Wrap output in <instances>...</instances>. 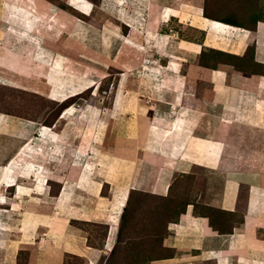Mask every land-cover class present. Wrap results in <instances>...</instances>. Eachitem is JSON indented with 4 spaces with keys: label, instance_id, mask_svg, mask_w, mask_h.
<instances>
[{
    "label": "crops",
    "instance_id": "1",
    "mask_svg": "<svg viewBox=\"0 0 264 264\" xmlns=\"http://www.w3.org/2000/svg\"><path fill=\"white\" fill-rule=\"evenodd\" d=\"M123 1L125 7L134 8L130 11L142 25L150 18L160 25L178 19L186 38L176 40L162 31L149 37L144 29L142 36H136L142 43L134 38L141 44L137 52H146L144 45L151 44L154 59L166 58L164 71L171 85L170 101H166L169 107L155 113L153 122L161 127L180 117L183 130L180 137L184 140L181 145H174L173 137L161 144L154 141L155 145L149 149L153 153L145 151L146 142L139 140L138 152L144 156H138L132 167L127 166L122 173L128 174L129 183L136 175L140 186H147L148 180L154 177L152 188L162 196L169 192L162 184L169 182L171 173L188 174L192 168L199 167L206 175L202 188L192 191L193 198L184 212L166 226L163 247L167 254L153 258L149 264H264V166L253 167L264 165V17L257 18L250 30L239 22L234 25L206 17L203 0ZM117 2L112 0L113 6ZM143 13L150 18H143ZM133 14L129 13L127 19L131 20ZM199 34L200 40L191 38ZM170 44H174V51L170 50ZM206 49L232 55L238 63L203 67L209 99L203 93L201 102L195 106L184 105L186 78L181 74L180 65L187 60L194 61ZM148 65L159 70V74L144 75L143 85L150 89L153 83L150 90L162 94L160 67L164 64L157 67L148 60ZM172 107H176L174 113L170 112ZM5 117L0 113V135H4L8 123ZM57 135V141L48 135L40 141L43 136L38 128L37 134L24 141L12 140L9 150L0 152V162L9 161L6 165L0 164V171L22 149L31 156V159L22 157L14 173L0 174V194L4 196L0 203V264H68V258L72 257L80 258L82 264H106L112 253L120 219L117 203L124 196L121 191L115 193L109 182L108 197L100 194L101 187L98 191L92 189L91 181L99 178L96 166L91 181L82 183L78 176L70 178L65 171L59 172L58 190L52 195L46 187L48 183L44 182L51 179L52 173L48 172H53L56 166L60 169L65 156ZM190 137H200V140ZM192 142L207 148L204 157L196 155ZM187 145L190 149L185 153L183 149ZM85 154L93 156L92 151ZM150 155L155 156L154 161L147 158ZM81 158L80 153L77 160ZM34 168L38 173L46 171L42 175L47 179L30 181ZM9 189H12L11 195L7 194ZM101 199L104 203H100ZM106 199H110V204L105 203ZM113 200L116 209H112ZM200 204L203 206L198 207ZM208 208L212 215L207 213ZM76 220L102 224L106 230L102 246L91 244L87 232L72 224ZM20 252H24L22 257Z\"/></svg>",
    "mask_w": 264,
    "mask_h": 264
},
{
    "label": "rangeland",
    "instance_id": "2",
    "mask_svg": "<svg viewBox=\"0 0 264 264\" xmlns=\"http://www.w3.org/2000/svg\"><path fill=\"white\" fill-rule=\"evenodd\" d=\"M86 1L89 7L92 4L90 15L87 16L76 12L68 4L72 3L69 0H31L30 7L35 9L40 18H46L53 11L59 24L62 14L76 21L74 26L61 21L64 27L58 24L57 30L51 32L40 23L37 37L39 47L31 56V51L24 52L28 46L23 41L17 38L12 40L11 37L16 34L28 37L38 32V28L25 19V14L22 15L24 11L13 6L12 0H0V81L3 82L0 83V113L8 120L4 135H0V152L8 151L12 140L24 141L30 135L37 134L41 125L52 128V134H59L65 153L60 169L56 166L53 172H48L52 174L46 187L53 194L58 190L59 172L65 171L70 178H74L72 165L79 164L77 159L83 149L85 153L92 151L96 139L99 141L96 144L99 152L121 157L113 175L106 176L107 183H111L117 192L122 187L120 182H129L128 174L122 173V170L127 166L132 167L133 160L136 161L138 156H144L138 152L140 148L137 145L140 139L151 137L147 124L154 121L155 113L160 109L169 107L166 101H170L168 98L171 97L169 77L165 76L164 71L166 58L159 56L154 59L151 44L144 45L146 52L123 46L121 39L124 36L132 37V32L125 23L115 19V16L124 17L115 9L112 0ZM201 4L212 18L232 19L249 27L254 25L257 18L264 17V0H203ZM46 7L50 9L49 12ZM126 10L132 12L129 7ZM147 16L143 13V18L149 19L150 16ZM182 25L178 19H172L167 24H157L156 29L168 32L177 40L186 38ZM191 38L200 40L202 37L199 34ZM169 47L175 50L174 44ZM145 59L157 67L164 64L160 67L163 75L161 85L164 87L162 94H156L149 86L143 85L141 75L147 73L143 67ZM225 62L238 63L232 56L214 49L202 50L194 61L183 62L179 68L183 78H186L182 103L195 106L201 102L200 95L203 93L209 99L208 80L203 67L217 68ZM58 69L62 71L60 76L57 74ZM47 76L52 84L57 83L56 79L62 81L60 86L65 89L79 80H86L90 87L63 108L64 103L49 98L51 89L45 84ZM64 111H67L66 118L62 119L60 116ZM158 136L155 134V139L159 140ZM85 153H81V156L84 157ZM196 155L204 157L201 153L196 152ZM150 156L147 158L154 161L155 156ZM111 158H97L99 166H96V175H104L105 169L101 166H107ZM0 164H5V161ZM205 176L199 167L192 168L188 174L171 173L169 192L162 196L152 192L154 177L148 180L147 186H140L135 175L130 183L133 189L115 233L116 242L106 264H149L153 258L167 254L163 247L166 226L182 214L186 204L193 198L192 191L198 192L202 188ZM82 179L90 180L89 175L79 180ZM100 187L102 196L108 197L111 185ZM93 188H96L94 183ZM11 192L12 189H9L7 194L11 195ZM72 224L87 232L91 244L102 246L106 233L102 224L80 220ZM23 254L20 252L21 257ZM67 261L68 264H82V260L77 257L68 258Z\"/></svg>",
    "mask_w": 264,
    "mask_h": 264
},
{
    "label": "bare ground",
    "instance_id": "3",
    "mask_svg": "<svg viewBox=\"0 0 264 264\" xmlns=\"http://www.w3.org/2000/svg\"><path fill=\"white\" fill-rule=\"evenodd\" d=\"M70 2L72 3H68L70 6H72V8L76 11V12H79L80 14H84V15H90V12H91V7H89L88 3L86 0H69ZM21 3V4H20ZM82 3H86V5L82 6L81 4ZM125 1L123 0H119V2L115 3L114 7L116 10H118V12L120 14L123 15L124 18H121V17H116L117 20H119L122 24L124 25H127L131 32H132V37L131 36H124V39H121V43L123 44V46H128V47H131V48H134L136 51H139V47H141V44L138 43L137 41L134 40V37L138 36V35H141L142 36V32H141V29H144L148 32V36H154L155 32L158 31L157 28V24H159V21L153 19V18H150L149 20H146L144 25L141 24V20L137 17L136 14H133L131 17V20H128L126 19L128 16H129V13L131 12H127L126 10V7H125ZM12 5L15 6V7H19L22 11H24V13H22V15L25 14V19H28L30 20V24L34 27H37L38 28V32H34L32 33L31 35H29L28 37L27 36H23V35H20V34H16V35H13L11 38L12 40L13 39H19L21 42L23 41L26 46H28L24 52L25 53H29L31 51V56L34 55V52L35 50L39 47L38 46V42H37V37H38V34H40V29L39 27L41 26L40 23L42 24V26L44 27L45 30L47 31H56L58 27V24L59 22L55 20V13H53V11H50V9L48 7L47 10L49 12V15L46 17V18H40L36 13H35V9L32 10V7H30L32 5V2L31 0H12ZM39 5V4H38ZM34 7H36V4L34 2ZM132 7V6H131ZM136 8V7H135ZM132 11H134V8L131 9ZM169 14V13H168ZM113 17V16H112ZM62 18V22L63 23H66V24H72V26L76 25V21H74L70 16H67V15H64L62 14L61 16ZM61 21H60V26L63 28L64 25L61 24ZM192 21V20H191ZM99 23V22H98ZM147 25L149 27H147ZM123 27V25H121ZM42 27V28H43ZM60 27V28H61ZM111 31H116L114 28H110ZM7 40V39H6ZM10 42V41H9ZM13 44V42H11ZM165 47V46H164ZM31 48V49H30ZM28 55V56H30ZM115 58V57H114ZM33 59L35 61H37L39 64H43L41 60H37L36 58L33 57ZM138 66V65H137ZM143 67L144 69L147 71V73L143 74L144 75H147V74H159V70L155 69V68H152L151 66L148 65V59H145L144 60V63H143ZM139 70V69H138ZM136 70V71H138ZM61 69H58L57 70V74L60 76L62 75L61 74ZM139 73V72H138ZM137 73V74H138ZM143 76L141 75V77L143 78ZM53 78V77H52ZM61 78V77H60ZM54 80V79H53ZM2 81V80H1ZM0 83H3L1 82ZM57 83H53L49 81L48 79V76L46 77V85L48 86V88L51 89V94L49 95V98L51 100H55V101H59V102H62L66 99H68L69 96L71 95H75V94H78V93H83L85 92L89 87H90V84L86 81V80H79L78 82H76L75 85H72V86H69L67 89H65L64 87L60 86L61 82H59L57 79H56ZM91 82V81H90ZM9 86V85H8ZM153 87V83L150 84V89ZM23 88V87H22ZM160 88V87H159ZM164 87H161V89L163 90ZM176 108V107H175ZM175 108L172 107V111H170L171 113L175 111ZM71 109V108H70ZM68 111V110H67ZM67 111H64V113L62 114V116H60L62 119H65L66 118V113ZM89 112V111H88ZM180 115V114H179ZM84 117V116H83ZM121 120V119H120ZM182 119L179 117L177 119H174V120H171L169 123H167L166 125H163V126H159V125H156V123L150 121L148 124H147V127L149 129V132H150V139H146L144 138L143 140H145L146 142V147H145V151H149L151 153H153L152 151H150L149 149H151L155 144H154V141L158 142V143H162V142H165V141H169L171 139V137L174 138V145H181L182 144V139L183 137L181 138L180 137V133L183 131L182 130ZM39 130L42 132V138H39L38 140L40 141H44L47 139V135L50 137L51 140L53 141H57L56 137L58 136L57 134H52V128H49L47 126H41L39 127ZM161 130V132L159 131ZM190 131V130H189ZM148 132V131H147ZM191 132V131H190ZM155 134H158L159 136V140L155 139ZM189 134V133H188ZM149 135V134H148ZM193 136V135H192ZM38 138V137H37ZM200 137H190L191 140H200L199 139ZM30 139H32V137H30ZM29 140V139H28ZM142 140V139H140ZM179 140L178 143H175ZM184 140V139H183ZM98 140H94L93 143L95 144L94 146H92V153H93V156H90L88 157L87 154H85L84 157H82L81 159L78 160L79 164H76V165H73L72 168L74 169L73 170V173L75 172V176H78V177H82L84 176V178L87 176V175H91V178L90 180L92 179V175L94 174L93 173V170L95 169V166H99L97 164V158L100 157V156H105L104 154H102L101 152H99L98 148L96 147V144H98ZM143 143V142H142ZM199 142H192L191 145H193V147L197 148V150L195 152H197L198 154H202V155H205L206 153V149L207 148H201V147H198L199 146ZM60 147V145H59ZM155 148V147H154ZM186 149L187 151H189V146L187 145V147H184V152L186 153ZM59 150V149H58ZM57 150V151H58ZM61 150V149H60ZM59 150V151H60ZM25 149H22L21 151H19L10 161L9 165L3 169V171H0L2 173L0 174H4V175H7L8 173H14L15 172V169H16V166H20L18 165V163L21 162V158L22 157H28L31 159V156L27 155L25 153ZM62 151V150H61ZM163 151V150H162ZM86 151L83 149L80 153H85ZM171 152V151H170ZM176 152V151H175ZM56 153V152H55ZM61 153V152H59ZM155 153V151H154ZM180 153V152H179ZM159 154V153H158ZM162 154V153H161ZM61 155V154H60ZM163 155V154H162ZM56 157V156H55ZM111 160L109 162V164L107 166H101L102 168L105 169L104 171V175L101 176L99 175V178L95 181L93 179V183L95 184L96 188L94 189L95 191H98L99 189V186L100 185H104L105 183H107L106 181V176H109V175H113V172L119 167V163H117L118 161H121V157H117V156H111ZM163 157H166V155H163ZM169 157V156H168ZM171 158V157H170ZM173 159V158H171ZM186 163V162H185ZM85 164V166H84ZM84 166V167H83ZM22 167V166H21ZM183 167V166H181ZM42 168V167H41ZM188 169V168H187ZM43 170V168H42ZM40 171V173H38L36 171V169H32V174H31V178H30V181L31 180H36L40 177H42L44 180L47 179V176H44L42 175L43 173L44 174H47L46 171ZM87 173H86V172ZM49 174V173H48ZM79 174V175H78ZM115 176V175H114ZM35 177V179H33ZM0 178H1V175H0ZM16 179V178H15ZM82 181H84V179L80 180V182L82 183ZM86 181V180H85ZM88 181V180H87ZM8 182H11L10 180H8ZM15 183V182H14ZM48 183L47 182H44V184L46 185ZM85 183V182H84ZM56 184V183H55ZM15 185V184H13ZM82 185V184H81ZM163 187L164 189L167 191L169 190L170 188V182L165 181L163 184ZM11 186V185H10ZM19 186V184H18ZM120 186H122L120 189L117 190V192L115 193H118V191H121L123 196H124V199L122 200V202H118L117 205H119V214L121 215L123 210H124V207L126 206V203H127V200H128V197H129V194L132 190V187H130V183L129 182H120ZM154 194H157L158 195V192L154 191ZM3 198L4 196L2 194H0V203H3ZM80 198V197H79ZM111 198V197H110ZM121 198V197H120ZM81 199V198H80ZM245 200V199H244ZM103 199H101L100 203H104ZM243 202V201H242ZM241 202V203H242ZM96 203V202H95ZM107 204H110V199H106V202ZM247 203V202H246ZM96 205V204H95ZM116 203L112 202V209H116ZM110 206V205H109ZM94 208V207H93ZM101 210V209H100ZM99 210V211H100ZM109 213V212H108ZM118 214V213H117ZM113 215L111 212H110V216ZM120 215H118V219L120 217ZM109 214H108V217H110ZM258 217V216H257ZM111 219V218H110ZM114 219V218H113ZM118 219L116 221H118ZM115 220V219H114ZM120 221V220H119ZM119 223V222H118ZM116 225H117V222H116ZM242 262V261H241Z\"/></svg>",
    "mask_w": 264,
    "mask_h": 264
},
{
    "label": "trees",
    "instance_id": "4",
    "mask_svg": "<svg viewBox=\"0 0 264 264\" xmlns=\"http://www.w3.org/2000/svg\"><path fill=\"white\" fill-rule=\"evenodd\" d=\"M203 14L206 16V17H209L208 15H207V12H206V10L204 9L203 10ZM216 20H219V19H216ZM219 21H222V22H225V23H229V24H234V25H237L236 23V21H234V20H232V19H222V20H219ZM255 22H256V20H255ZM253 28H254V25L252 26V27H250V30H253ZM227 54V53H226ZM227 55H229V54H227ZM229 56H232V55H229ZM235 57V56H234ZM82 94V93H81ZM78 95H80V93H78V94H75V95H71V96H69L68 97V99H66V100H64V101H62V103H64V105H63V108H66V107H68L70 104H71V100L74 98V97H76V96H78ZM9 162V161H8ZM7 162V163H8ZM6 163V164H7ZM6 164H4V165H6ZM105 184H107V183H105ZM104 184V185H105ZM103 185V186H104ZM103 188V187H102ZM50 193L52 194V195H55V193L53 194L51 191H50ZM57 193V192H56ZM100 194L102 195V189H101V192H100ZM130 195V194H129ZM187 205V204H186ZM124 209H125V207H124ZM209 209V208H208ZM208 211V210H207ZM209 211L210 212H207V213H209V214H211L212 215V210H210L209 209ZM123 212H124V210H123ZM123 212H122V214H123ZM183 212H184V210H183ZM182 212V213H183ZM122 214L120 215V219H121V216H122ZM83 222H85V221H83Z\"/></svg>",
    "mask_w": 264,
    "mask_h": 264
}]
</instances>
